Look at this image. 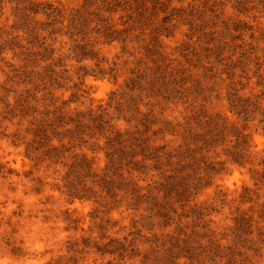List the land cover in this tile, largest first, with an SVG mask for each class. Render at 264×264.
I'll list each match as a JSON object with an SVG mask.
<instances>
[{"label": "trees", "instance_id": "obj_1", "mask_svg": "<svg viewBox=\"0 0 264 264\" xmlns=\"http://www.w3.org/2000/svg\"><path fill=\"white\" fill-rule=\"evenodd\" d=\"M263 6L264 0H0V15L8 7L9 28L20 33L7 41H13L20 51L16 56L19 65L8 66L7 82L20 86L17 106L22 117H32L31 131L45 148L44 154L54 163L69 156V171L74 172L78 185L79 169L90 167L86 154L79 152L81 145L96 130L105 136L108 162L100 182L109 193L114 185L109 171L113 176L123 175L116 161L128 155L122 130L115 128L108 133L114 127L102 106L99 112L70 109L71 103L82 96V83L74 86L70 99L61 104H57L55 91H68L63 85L66 56L78 62L95 61L96 75L109 74L117 79V63L106 69L108 61L99 57L103 46L117 44V58L126 65L136 64L131 70L135 77L126 79L127 87L144 79L145 64L148 91L159 98L164 111L185 105L179 114L181 120L174 117L173 110V117L164 114L159 125V121L152 120L156 104H150L144 114V141L134 138L138 147L143 143L144 152L162 166L157 167L160 180L148 190V202L157 207L164 228L175 223L180 237L167 236L172 239V248L183 249L190 246L191 237L183 230L182 222L172 223V213H176L172 201L175 199L182 210L192 203L189 210L196 223L203 207L195 199L209 185L215 158L225 157L215 160L219 165H248L253 180L264 179V154L252 151L245 125L256 117L264 129V61L261 62L257 48L259 37L248 22L249 15ZM250 30L253 33L247 37ZM253 64L256 68L252 69ZM214 91L215 98L224 93L229 111L237 119L233 123L207 110L208 93ZM153 125L158 128L153 130ZM192 125L204 131L193 133ZM157 133L162 143L154 145L153 136ZM186 156L188 161L184 160ZM74 187L68 188L70 196L84 199L86 196ZM178 217L183 220L191 216L182 213ZM250 220L246 216L235 218L239 241L240 233L248 234ZM233 246L229 247L231 251L241 247L237 241Z\"/></svg>", "mask_w": 264, "mask_h": 264}, {"label": "rangeland", "instance_id": "obj_2", "mask_svg": "<svg viewBox=\"0 0 264 264\" xmlns=\"http://www.w3.org/2000/svg\"><path fill=\"white\" fill-rule=\"evenodd\" d=\"M9 16L6 7L3 16L0 15V29L4 30L0 33L3 52L0 55V264H264V179L253 180L248 165L215 163L219 158L225 159L224 156L213 160L209 185L196 196L195 202L203 207L199 218L203 219L192 222L195 215L189 209L193 204L182 210L172 199L176 213H172L171 221L182 222L183 230L191 237L189 247L172 248V239L167 234L180 237L175 223L164 228L157 207L148 202V190L160 180L157 167L162 166L155 164L144 152V144L140 143L139 148L134 138L144 141V114L150 104H156L152 120L159 121V125L164 114L172 116L173 110L174 117L181 120L179 114L184 112L185 105L164 111L159 98L148 91L145 64L144 79L139 78L127 87L126 79L135 77L131 70L136 64L126 65L117 58L120 57L117 44L103 46L99 52V57L108 61L106 69L117 63L114 68L119 70L117 79L109 74L96 75L95 61L78 62L66 56L63 85L68 91L56 90L55 95L57 104H61L70 99L74 86L82 83V96L71 103L70 109L98 112L99 106L106 109V118L114 127L108 133L120 128L125 140L128 155L116 161L123 175L113 176L109 171L114 185L106 193L105 184L100 182L108 162L105 136L96 129L95 134L86 136L79 150L86 154L90 165L79 169L80 185L73 177L74 172L69 171L72 165L69 156L59 163L49 159L31 131L32 117H22L17 106L20 86L7 82L9 64L16 67L20 62L16 57L20 51L13 41L7 42L11 36L20 34L9 28ZM249 16L248 22L260 38L257 48L263 62L264 6ZM253 32L248 31L247 37ZM251 68L256 66L253 64ZM215 96V91L208 93L207 110L220 114L228 123L236 121L224 93ZM245 125L252 151L264 154V129L258 118ZM157 128L158 125H153V130ZM196 131L204 129L192 125L191 132ZM160 138L158 133L153 136V144H161ZM184 160L188 161L189 157ZM73 185L86 196L84 199L70 196L68 188L72 190ZM182 213H187L190 219H180L178 214ZM240 216L251 217L252 226L248 234L238 232L239 241L234 220ZM236 241L241 247L239 251H231L229 247H234Z\"/></svg>", "mask_w": 264, "mask_h": 264}]
</instances>
